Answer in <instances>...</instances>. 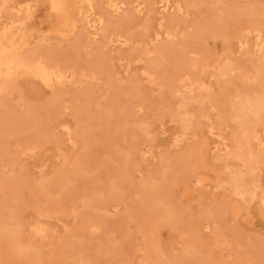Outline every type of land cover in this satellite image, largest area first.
I'll return each mask as SVG.
<instances>
[{"label":"rangeland","instance_id":"1","mask_svg":"<svg viewBox=\"0 0 264 264\" xmlns=\"http://www.w3.org/2000/svg\"><path fill=\"white\" fill-rule=\"evenodd\" d=\"M93 1L98 35L56 31L49 0H0L20 53L66 75L0 90V264H264V107L235 116L264 95V0Z\"/></svg>","mask_w":264,"mask_h":264},{"label":"bare ground","instance_id":"2","mask_svg":"<svg viewBox=\"0 0 264 264\" xmlns=\"http://www.w3.org/2000/svg\"><path fill=\"white\" fill-rule=\"evenodd\" d=\"M50 1V6H51V10L54 13V15L56 16V22H55V28L56 31H58L59 33L64 34L65 32H67V34H72L74 33V30L76 29L77 25H76V19L78 17H82V20H84L88 27L94 30V34L98 35L97 30L98 27L104 26L102 25L105 21V18L99 16L98 18H94L92 17V13L88 12L86 13L84 11V6L86 4H88V6L90 8H92L94 10V6H93V0H49ZM161 1V0H160ZM138 2V1H137ZM118 3V2H117ZM121 3V2H120ZM123 3V2H122ZM140 3V2H139ZM5 4V1L3 2V5ZM143 4V3H141ZM162 4V9L164 10H168L170 9V0H162L161 1ZM121 5V4H120ZM138 8H136L135 10H137L138 12L142 11V8L139 4ZM107 6L109 8H112L115 11H121L119 8V5L116 4V2L114 0H107ZM86 7V6H85ZM179 7V6H178ZM89 9V8H87ZM144 10V9H143ZM91 11V10H88ZM114 11V12H115ZM180 11V10H179ZM97 12V11H96ZM94 13V12H93ZM118 13V12H117ZM96 15V14H95ZM17 22V21H16ZM19 23V22H17ZM106 23V22H105ZM87 27V26H86ZM87 27V28H88ZM14 26L12 24V26L10 25L9 28L4 27L3 29H0V90L4 91L6 89H8L10 87V84L12 82V80L20 73H26L28 75H31L39 80H41L44 84L46 85H50L53 82L57 81L59 83H61L63 81V79L65 80L66 75L63 73V71L59 68V66L55 63H52L50 61H46L43 59H38L35 55L34 56H27V55H22V53H20L21 50V44L23 43V39L22 38H17L13 32ZM89 31V30H88ZM169 31V30H168ZM172 33V32H171ZM90 34V33H89ZM169 32L166 34L168 35ZM93 35V34H92ZM118 35V34H117ZM158 35V34H157ZM170 35V34H169ZM123 37L122 35H118ZM172 37V36H170ZM120 38V37H118ZM169 38V37H168ZM119 40V39H118ZM121 40V38H120ZM257 41L260 42V39L257 38ZM122 42V41H120ZM119 43V42H118ZM245 44H241V46H243ZM258 47V46H256ZM261 51L263 49V47L260 48ZM30 55V54H29ZM96 66V65H95ZM226 67H229V72L234 71V68L231 64H227L225 63L223 66L220 67V70L224 71V69ZM228 69V68H227ZM179 70V69H178ZM221 71V73H222ZM177 73V72H176ZM224 73V72H223ZM226 74V73H225ZM174 75V74H173ZM187 75V74H186ZM256 75H257V79L259 78H263L264 79V63H262L257 71H256ZM65 77V78H64ZM174 78V77H173ZM176 81L173 80V82H171V88L174 90V93L178 94V93H182V91L185 89V91L189 90L190 94L194 93V85L198 84L199 87L197 88H203L204 83H200V81L197 82H192L191 84H193V88L186 85L188 83L185 84V82H180L179 79H181V77H178V79L175 77ZM256 79V80H257ZM187 80V79H186ZM253 80V79H252ZM262 80V79H261ZM177 82V84H176ZM187 82V81H186ZM202 82V81H201ZM256 82V81H255ZM187 88V90H186ZM209 89V88H208ZM204 90V89H203ZM256 91V90H255ZM205 92V91H204ZM259 92V91H258ZM250 94V92H248ZM261 93V92H259ZM249 94H245L246 96L244 98L238 96V108H236V120L239 119V121H244L246 118H248V116L250 115V113H256L258 111H260L262 109V107H264V95H260V97L258 98H253L251 97ZM253 94V93H252ZM257 94V93H256ZM238 95V94H237ZM241 95V94H240ZM236 99V98H235ZM236 101V100H235ZM235 103V102H233ZM131 109V108H130ZM129 110V109H128ZM130 111V110H129ZM88 112V111H87ZM9 115V114H8ZM256 115V114H255ZM253 116V114H252ZM129 117V116H128ZM5 118V117H4ZM3 119V118H2ZM12 119V118H11ZM248 120V119H247ZM189 121V120H187ZM251 121V120H250ZM249 122V121H247ZM243 123V122H242ZM252 123V122H251ZM240 125V124H239ZM243 126V137L242 140L245 143H248L250 141H261L260 140V136L259 133L255 130L254 127H250L247 124L242 125ZM242 126L240 128H242ZM256 127V126H255ZM46 129V128H45ZM242 131V129H241ZM242 134V133H240ZM235 139V138H234ZM240 140V139H239ZM246 140V141H245ZM264 141V140H263ZM226 145V144H225ZM236 145V144H235ZM249 145V144H248ZM242 146V145H241ZM226 147V146H224ZM243 147V146H242ZM262 147V146H260ZM245 148V147H244ZM248 149V148H247ZM264 148L262 147V157L264 158ZM242 150H244L242 148ZM260 150V151H261ZM242 152V151H241ZM243 158L245 160V165L246 162L250 161L253 159V154L251 152L248 151H243ZM255 154V153H254ZM258 155V154H257ZM257 155L256 157L254 156V158L257 159ZM261 156V154L259 155ZM260 160V158H259ZM254 162V160H253ZM252 163V162H250ZM255 163V162H254ZM254 167V166H253ZM251 168V167H249ZM248 168V169H249ZM252 170V168H251ZM251 174V173H250ZM254 174V173H253ZM249 175V173H248ZM247 178V177H246ZM238 180V178H237ZM253 180V178H252ZM255 181V180H254ZM10 182V180H9ZM15 182V181H14ZM246 182V181H245ZM11 184V182L9 183ZM244 184V183H243ZM240 185V184H239ZM11 186V185H10ZM9 186V187H10ZM16 186V185H15ZM246 187V186H245ZM251 187V186H250ZM12 188V187H11ZM15 188V187H14ZM242 188V187H241ZM248 188V187H247ZM254 188V187H253ZM250 189V188H249ZM238 190V189H237ZM254 190V189H253ZM246 193V192H245ZM240 194H243V192H241ZM248 194V193H247ZM260 201L262 206L264 207V195L262 197H260ZM158 209V208H157ZM15 210V209H14ZM155 215V214H154ZM158 215V214H157ZM159 215H162V212L159 213ZM167 216V215H166ZM158 217V216H157ZM9 219V218H8ZM91 219V218H90ZM243 219V218H242ZM156 225V224H155ZM41 227V226H40ZM5 228V227H4ZM1 229V228H0ZM2 230V229H1ZM4 231H6V229H3ZM2 230V231H3ZM37 233H41L42 227L41 228H36L35 229ZM93 230V229H92ZM9 232V231H8ZM5 233V232H4ZM12 233V232H11ZM2 234V232H1ZM9 235V234H8ZM7 235V236H8ZM10 235H13L10 234ZM13 237V236H12ZM8 238V237H7ZM16 239V238H15ZM19 239V237H18ZM17 239V240H18ZM6 243V242H5ZM13 243V241H12ZM18 244V243H17ZM15 245V244H14ZM13 245V246H14ZM7 247V246H6ZM26 250V249H25ZM12 251V250H11ZM19 252V251H18ZM17 253V252H16Z\"/></svg>","mask_w":264,"mask_h":264}]
</instances>
